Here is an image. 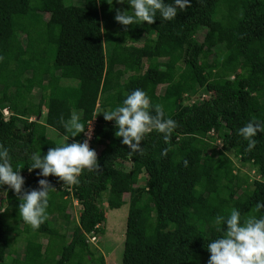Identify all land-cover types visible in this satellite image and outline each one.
<instances>
[{
  "label": "trees",
  "instance_id": "trees-1",
  "mask_svg": "<svg viewBox=\"0 0 264 264\" xmlns=\"http://www.w3.org/2000/svg\"><path fill=\"white\" fill-rule=\"evenodd\" d=\"M116 9L130 6L0 0V144L25 190L39 178L54 188L33 230L19 217L17 195L0 186V264H105L86 237L103 236L107 209L124 204L120 264H206L216 215L262 214L254 204L264 201V134L247 150L236 129L264 124V0H191L171 21L127 27L114 21ZM137 88L176 123L167 142L145 134L141 155L100 113ZM71 115L85 126L93 120L89 147L99 168L74 185L37 177L30 153L61 146V120Z\"/></svg>",
  "mask_w": 264,
  "mask_h": 264
},
{
  "label": "clouds",
  "instance_id": "clouds-1",
  "mask_svg": "<svg viewBox=\"0 0 264 264\" xmlns=\"http://www.w3.org/2000/svg\"><path fill=\"white\" fill-rule=\"evenodd\" d=\"M96 2L99 4L101 0ZM103 2L109 6L113 4V0ZM115 3L130 6L127 11L116 9L113 17L115 22L126 27L140 25L142 22L152 24L156 17L161 21H171L177 17L178 12L191 7V0H170L167 3L165 0H115ZM6 113V109H3V114ZM100 113L105 121L113 122L114 135L121 138L120 143L128 147L129 153L137 155L143 154L140 142L144 140L145 134L155 130L167 142L176 127L175 121L163 118L160 107L151 105L149 97L139 88L130 91L114 108ZM91 124L85 126L76 115H71L67 120L62 119L64 142L61 146L48 148L43 155L40 149L32 151L28 170L39 169L37 177L52 175L62 181L63 185L78 184V178L84 171H97V154L89 147L93 120ZM258 132L264 134V124L259 121H249L236 129V134L247 141V150L254 148V137ZM81 133L84 136L82 140L67 142L69 137ZM160 154L164 156L166 149ZM36 183L37 188L25 190L20 168H13L8 148L0 144V186L6 185L17 195L19 217L33 230L38 229L46 220L49 193L54 189L47 179L39 178ZM4 210L0 209V212ZM254 211L262 214L244 217L240 210L232 208L226 215H216L212 219L210 225L219 235L206 245L209 253L206 264H264V201L257 200ZM96 235L90 232L86 239L91 247L98 250Z\"/></svg>",
  "mask_w": 264,
  "mask_h": 264
},
{
  "label": "rangeland",
  "instance_id": "rangeland-1",
  "mask_svg": "<svg viewBox=\"0 0 264 264\" xmlns=\"http://www.w3.org/2000/svg\"><path fill=\"white\" fill-rule=\"evenodd\" d=\"M105 51H109V46L104 45ZM23 68L27 70L28 64L25 62ZM35 88H40V82L36 81ZM34 89V91H36ZM88 126H92L91 121L88 122ZM127 167V165H124ZM127 198V195L125 196ZM76 201L73 200L72 207L68 211L76 216ZM127 204L122 205L119 208L107 209L106 211V222L104 223L105 233L103 236L96 235L98 239L96 244L98 245L100 252L103 254L105 264H120L121 253L123 249V235H124V224L126 219ZM203 216L204 213L199 214ZM74 216V217H75ZM77 225L75 219L69 221L68 230H71ZM60 243V241H59ZM94 246V245H93ZM37 264H40L38 262Z\"/></svg>",
  "mask_w": 264,
  "mask_h": 264
}]
</instances>
